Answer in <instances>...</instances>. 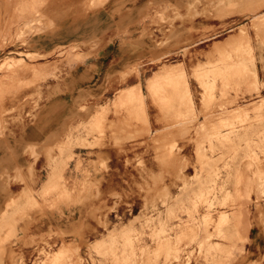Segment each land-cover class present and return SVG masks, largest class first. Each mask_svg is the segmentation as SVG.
<instances>
[{
    "label": "rangeland",
    "instance_id": "374dc122",
    "mask_svg": "<svg viewBox=\"0 0 264 264\" xmlns=\"http://www.w3.org/2000/svg\"><path fill=\"white\" fill-rule=\"evenodd\" d=\"M10 1L12 8L27 5L29 10L27 14L23 10L20 17H2L0 50L14 41L26 44L29 34L54 27L42 10L46 1L38 0L37 10H31L36 0ZM105 1L91 0L88 6ZM184 7L187 15L177 18L187 24L198 16L222 19V15L211 13L223 8L245 13L241 20L249 23H223L232 31L237 26L239 30L216 45L208 58L204 50L190 48L195 39L190 36L194 28L188 26L182 42V62L178 55L159 52L152 57L158 68L153 73L155 77L148 81L147 96L140 85H135L120 90L111 102L114 115L121 121L113 134L115 145L121 153L132 156L126 164L139 169L140 175L133 177L135 190L113 193V205L87 210V215L105 227L100 239H78L77 225L71 230L56 225L54 230L25 243L33 246L28 259L15 252L8 255L10 250L6 248H12L19 240L15 219L30 223L33 214L45 215L47 210L61 218L64 208L89 199L88 193L79 199L77 188L95 184L87 179L80 185L69 184L64 173L73 156L66 152L77 142L57 145V153L48 154L51 171L47 181L41 190L32 192L36 198L30 193L19 198L22 206L15 207L12 200L5 206L0 217V264H5L6 258L9 264H264V80H260L257 71L258 62L264 71V0H234L229 4L225 0H188ZM158 8L155 15L148 17L150 25L173 24L176 16L168 15L167 10L174 6L167 3ZM258 10L261 14H250ZM32 12L38 14L37 19ZM15 24L18 30L12 33ZM210 34L203 31L201 39ZM170 39L165 35L156 41L159 50L167 47ZM75 48L59 46L50 54L65 55L72 61L77 57ZM20 54L18 59L9 53L0 54L1 135L11 120L23 117L28 99L33 98L22 97V90L39 86V78L47 72L61 70L59 64L50 65L49 69L31 65L23 57L35 59L36 54ZM195 60L197 64L193 63ZM146 97L150 106L161 112L160 121L166 124L165 128H150ZM14 102H18L16 106ZM10 103L14 106L8 107ZM37 103L36 100V106ZM82 108L87 113L91 109ZM109 111V105L102 107L101 113L84 126L87 136L93 137L87 145H101ZM196 122L195 128H188ZM175 129L180 132L168 137V132ZM143 136L147 137L141 139ZM179 138L193 143V157L183 154V145L176 142ZM145 154H152L162 167L170 164V168L163 170L161 176L149 174ZM99 163V167H106L105 160ZM80 165L79 161L77 169ZM188 167L192 168V175ZM110 219L119 222L112 224Z\"/></svg>",
    "mask_w": 264,
    "mask_h": 264
},
{
    "label": "crops",
    "instance_id": "0c3cea01",
    "mask_svg": "<svg viewBox=\"0 0 264 264\" xmlns=\"http://www.w3.org/2000/svg\"><path fill=\"white\" fill-rule=\"evenodd\" d=\"M37 1L33 6L31 5V10L38 9ZM44 1L46 2L42 10L54 23V27L40 34L38 32L29 34L26 44L14 41L7 48L0 50L1 55L9 53L15 59L21 58V51L36 54L35 59L23 57L31 65L48 69L50 65H61L60 71L47 72L45 77H40L39 86L22 90L20 93L22 97L29 95L33 98L28 99L23 117L16 121L11 120L6 133L0 134V217L5 211L6 204L11 200L17 207L23 202L19 198L23 199L24 196L43 188L51 171L49 167L51 158L48 154L51 153L53 156L57 153V145L77 142L66 152L73 154L64 168L68 183L80 185L87 179L95 185L78 187L79 199L87 193L89 199L64 208V216L61 218L53 211L47 210L45 215L33 214L30 223L18 222L15 219L16 235L19 240L12 248H6L10 250V254L6 253V256L15 252L26 259L32 255L33 246L25 243L30 238L54 230L57 226L71 230L77 225L81 236H78V239L90 241L100 239L105 227L99 224L97 219L87 215V210L104 205L111 206L115 202L113 193L133 190V177L140 175L139 169L126 164L128 157L132 156L121 153L113 139V134L121 121L114 115L111 102L117 98L119 91L140 85L143 94L147 96L148 81L155 77L153 73L158 68L152 57L161 51H168L174 56L178 55L182 62V42L187 35L188 26L194 28L190 36L195 39V43L190 48L196 51L204 50L208 58V54L216 45L239 30L237 26V29L232 31L233 29L223 27V23L228 25L249 23L241 20L242 14L245 13L231 12L229 8H223L222 11L211 13L214 16L222 15V19L198 16L187 24L177 16L187 15L184 6L188 0H106L92 7L88 6L91 0ZM225 1L229 4L234 0ZM11 3L10 0L0 2V21L3 16L20 17L23 10L27 14L29 10L27 5L12 8ZM167 3L174 6L173 10L171 8L167 10L168 15L176 16L173 24L159 23L151 26L148 17L159 11V5ZM238 5L242 9V5L240 3ZM258 12L259 10L250 14L258 15ZM31 15L35 19L38 17L37 13L32 12ZM21 24L22 21L19 25ZM204 29L211 33V36L201 39ZM17 30L18 24H15L12 33ZM165 35L171 38L170 43L159 50L156 41L165 38ZM59 46L66 48L75 46L74 52L77 57L73 58L76 59L69 61L65 55L50 54ZM184 62L187 63V60L185 59ZM193 63L197 64L198 61L195 60ZM257 71L260 80H264L261 62L257 63ZM145 101L148 106L150 128L152 130L165 128L166 124L160 121L161 112L150 106L147 97ZM14 103L16 106L18 102ZM107 105L110 111L106 116L105 137L100 141L101 145H87V142L93 141V137L87 136L84 126H87L92 116L96 117L101 113L102 107ZM7 106L14 105L10 103ZM84 106L91 107L88 113L82 108ZM16 115L17 113L14 116ZM199 120L202 121L203 116H200ZM196 124L197 122L188 128L193 129ZM179 132L176 129L170 131L168 137L175 136ZM146 137L143 136L141 139ZM176 142L180 146L183 145L182 152L185 156H194V146L190 140L179 138ZM102 159L105 160L106 167H99V161ZM144 159L149 174L156 173L161 176L163 170L170 168V164L165 167L157 164L152 154H145ZM79 161L81 165L77 169ZM89 161H93L97 166L91 165ZM30 170L33 171L32 175ZM187 170L190 171V175L193 174L191 167ZM164 175L166 177V174ZM17 176L21 179H15ZM165 179L169 181V177ZM172 190L176 191L177 188ZM32 195L36 198L34 193ZM120 207L124 208L122 204ZM55 219L62 221L57 222ZM110 222L113 224L119 221L110 219ZM262 240L263 238L260 237L261 244ZM5 264H9L8 258L5 259Z\"/></svg>",
    "mask_w": 264,
    "mask_h": 264
},
{
    "label": "bare ground",
    "instance_id": "6f19581e",
    "mask_svg": "<svg viewBox=\"0 0 264 264\" xmlns=\"http://www.w3.org/2000/svg\"><path fill=\"white\" fill-rule=\"evenodd\" d=\"M139 93H140V92H139ZM139 93H138V94H139ZM140 94H141V93H140ZM244 201H245V200H244ZM243 203H244V202H243Z\"/></svg>",
    "mask_w": 264,
    "mask_h": 264
}]
</instances>
